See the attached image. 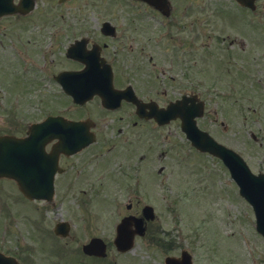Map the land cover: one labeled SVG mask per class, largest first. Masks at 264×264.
<instances>
[{
    "label": "flooded vegetation",
    "instance_id": "1",
    "mask_svg": "<svg viewBox=\"0 0 264 264\" xmlns=\"http://www.w3.org/2000/svg\"><path fill=\"white\" fill-rule=\"evenodd\" d=\"M20 1L11 0V7ZM33 1L29 11L16 9L0 15V75L9 87V96L0 95V136L6 137L0 145V264H137L127 256L133 249L113 248L120 221L126 217L142 218L146 203L138 194L146 192L151 185L145 156L138 162L134 160L140 144L134 142L128 129L157 125L145 117L148 104L154 101L164 107L170 101L166 100L167 80L159 78L164 74H154L159 81L156 84L148 73L166 54L169 45L188 55L179 61L212 65L213 76L224 77L223 84L218 85L214 78L210 85L211 96L224 98V121L216 118L218 108L214 104L212 122L226 135L239 137L240 148L234 149L231 143L214 138L238 152L253 174L264 177V0H178V15L174 0H163L164 9L148 0H127L130 8L125 11L130 13L115 15L98 24H90L86 10L79 8L68 12L72 18L65 24L52 25L46 38L32 23L39 12L38 0ZM51 1L66 5L73 0ZM134 19L139 23H133ZM106 21L109 24H103ZM57 58L58 64L66 66L50 71ZM84 59L104 61L112 72L113 87L117 91L126 90L131 98L122 100L118 107L108 108L100 103V120L92 128L95 141L77 152L56 153L57 140L53 139L45 144L40 159L38 142L41 134L47 132L39 127L33 131L32 143L18 147L16 139H24L30 126L39 124L48 115H56L48 113L40 118L38 94L53 89L71 100L56 82L55 75L81 70L85 67ZM175 91L172 100L193 95L206 107L198 86L192 90L176 87ZM94 98L100 102L97 96ZM87 117L88 114L72 119ZM119 120H122L119 124L127 121L117 126L119 137L115 139L119 142L108 143L109 138L100 133L103 129L99 124L114 126ZM175 121L179 120L170 122ZM121 149L124 151L120 152ZM126 151L132 153L133 162L126 161L119 175L108 170L107 180L94 171V159L103 153L126 158ZM53 170L56 172L53 198L29 199L23 194L29 190L47 191V185L41 186L39 182L46 183ZM15 175L21 176V180ZM115 181L124 191L118 192L121 200L117 201L116 197L110 203L112 209L106 211L99 194L103 183ZM105 212L114 220L111 226L105 227ZM44 214L52 226L46 234L33 233L42 243L33 244L35 238L25 243L23 236L8 232L9 223L24 224L25 220L34 225ZM151 223L143 220L144 233L135 239L148 236ZM127 230L136 232L133 221ZM99 241L105 242L106 247L100 248ZM168 255L178 256L165 254L163 259Z\"/></svg>",
    "mask_w": 264,
    "mask_h": 264
},
{
    "label": "rangeland",
    "instance_id": "2",
    "mask_svg": "<svg viewBox=\"0 0 264 264\" xmlns=\"http://www.w3.org/2000/svg\"><path fill=\"white\" fill-rule=\"evenodd\" d=\"M37 3L39 12L32 23L38 27L41 36L45 34L43 38H46L52 25H62L66 20H70L72 17H69L68 12L71 10L76 12L79 8L85 9L90 24H98L114 18L115 15L125 16L130 13L125 11L130 8L127 0H73L66 5H59L51 0H38ZM174 7L175 14L178 15V0H174ZM133 23L139 22L134 19ZM149 23L153 24L151 20ZM215 24H218L217 19ZM187 56L169 45L166 54L155 66L152 65L151 72L148 73L156 84L159 81L154 78V74H164L159 78L167 80V101L175 98L176 87H179V90H192L198 86L202 92L201 98L206 102L205 114L198 121L199 126L212 133L218 140L231 143L234 149L240 148L239 137L226 135L219 125L216 127L212 122L214 114L211 110L214 104L218 108L216 118L218 121H224V98L211 96L210 85L215 79L218 85L219 82L223 84L224 77H214L212 65L179 61V58ZM55 61L57 62L50 71L66 66L63 63L58 64V58ZM8 88L5 79L0 75V95L9 96ZM38 96L41 119L46 114L53 113L71 118L88 114L94 122L100 120V102L97 98L85 103V107H78L57 90L51 89L50 92ZM33 98L38 100L35 96ZM107 121L112 123L110 119ZM120 121L122 120L115 122L114 126L99 124L103 129L100 133L104 132L105 137L109 138L108 143L119 142L115 139L119 137L117 126L127 122L119 124ZM128 132L132 133L134 142L136 140L140 144L134 160L138 162L141 156H145L144 163L148 164V172H151V185L147 187L146 192H139L138 195L153 207L156 215V219L151 223L149 235L136 239L133 251L127 253L130 259L135 260L137 264H163L165 254H178L184 248L192 254L193 264H264V238L255 229L253 210L238 195L236 184L219 158L195 149L181 131L179 121L170 122L165 126L152 124L130 127ZM122 151L124 150L121 149L120 152ZM126 152V158L121 157V154L103 153L94 159V171L105 179L108 170L119 175V171L127 164L126 161L133 162L130 160L132 153ZM87 168L90 169V165ZM119 186L117 181L102 184L99 198L106 211L112 209L110 203L116 200V197L119 198L117 201L121 200L118 192L124 190L119 189ZM46 216L48 215H42L34 225L26 223L25 220L24 224L13 221L8 224V232L23 236L24 242L35 238L33 244L42 243L33 233L40 231L42 235L46 234L52 226ZM104 222L105 227L113 224L114 220L109 212H105Z\"/></svg>",
    "mask_w": 264,
    "mask_h": 264
},
{
    "label": "water",
    "instance_id": "3",
    "mask_svg": "<svg viewBox=\"0 0 264 264\" xmlns=\"http://www.w3.org/2000/svg\"><path fill=\"white\" fill-rule=\"evenodd\" d=\"M63 1V0H60ZM161 7L164 1L161 0H148ZM28 4L27 9H30L33 5V1H24ZM163 7H165L163 5ZM22 9V7H20ZM11 7L4 9V11H12ZM108 24V23H104ZM99 70H93L90 64H86V67L81 71H65L56 76V79L63 86L64 90L71 94L73 100L77 103H84L88 99H91L93 95L100 96L102 103L107 106H112L116 102L119 104L121 98L130 99L127 91H117L112 86V75L108 65L103 64ZM96 73H100L102 78H96ZM116 101V102H115ZM139 105V104H138ZM140 107V105H139ZM150 111L148 117H153L159 124H165L171 119L179 117L181 119V129L185 132L186 137L190 140L191 144L200 151H207L213 155H216L222 159V161L229 167L233 179L239 186V191L248 201L252 204L255 217L256 228L264 236V177L253 175L241 160L238 154L233 150L226 148L222 144H219L213 139L206 131L200 130L196 125V117H199L203 113V102H195L194 97L182 96L174 102H170L166 108H157L154 103L148 104ZM89 123L82 121L66 120L62 117L49 116L43 122L40 123V130H44L47 133L41 134L39 145V158L44 155L43 146L51 138H58L59 146L64 148L72 147V151L82 148L94 139L92 133L88 131ZM81 130L82 135L77 136L74 133L72 135L66 134L64 131ZM88 132H87V131ZM30 132V133H29ZM29 136L23 141H20L18 145L32 143L33 129L30 127ZM5 142V138H0V144ZM52 178L49 181L50 192H24L29 197L47 198L52 194ZM146 216L151 215L153 217V209L150 206L145 208ZM118 247L129 248L132 242L129 239H121V236L115 239ZM167 264H192L191 256L188 252L182 251L181 257H179V263L173 258L168 257L166 259Z\"/></svg>",
    "mask_w": 264,
    "mask_h": 264
}]
</instances>
